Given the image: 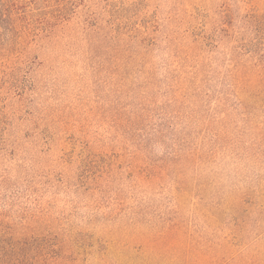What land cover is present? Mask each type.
I'll use <instances>...</instances> for the list:
<instances>
[{
	"label": "rangeland",
	"instance_id": "374dc122",
	"mask_svg": "<svg viewBox=\"0 0 264 264\" xmlns=\"http://www.w3.org/2000/svg\"><path fill=\"white\" fill-rule=\"evenodd\" d=\"M0 264H264V0H0Z\"/></svg>",
	"mask_w": 264,
	"mask_h": 264
}]
</instances>
